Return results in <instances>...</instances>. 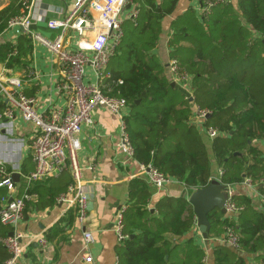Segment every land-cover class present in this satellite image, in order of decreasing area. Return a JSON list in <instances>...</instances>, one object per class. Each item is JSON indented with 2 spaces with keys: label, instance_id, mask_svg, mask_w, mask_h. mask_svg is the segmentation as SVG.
Instances as JSON below:
<instances>
[{
  "label": "trees",
  "instance_id": "1",
  "mask_svg": "<svg viewBox=\"0 0 264 264\" xmlns=\"http://www.w3.org/2000/svg\"><path fill=\"white\" fill-rule=\"evenodd\" d=\"M178 2L131 0L138 13L133 21H122V39L109 61L102 92L125 102L124 125L133 158L140 165H150L194 192L210 184L213 159L222 171L221 186L233 187L248 179L264 197L260 184L264 153L254 145L264 141V0H231L209 9L205 16L188 8L170 22L168 53L191 78V101L171 86L167 67L155 54L161 22L173 15ZM19 10L20 4L11 2L0 11V31ZM18 40L15 49L21 51L20 57L28 48L23 47L25 37ZM10 47H0V62ZM19 57L9 59L7 68L17 65ZM192 105L210 113L201 125L204 131L216 132L210 145L212 157L199 126L191 122ZM29 169L24 162L20 173ZM69 183L70 177L61 174L34 183L27 193L37 194L35 205L40 207L43 198L51 205ZM5 195L1 188L0 201ZM148 201L146 184L132 181L122 215V232L128 238L119 248V264H205L204 251L193 238H183L195 222L189 203L164 197L151 209ZM232 202L238 208L235 216L218 209L207 214V238L223 237L225 229L232 228L238 237V253L252 258L245 261L228 247L217 245L213 264H264V213L244 195H234ZM10 231L0 223V240ZM7 257L0 242V264Z\"/></svg>",
  "mask_w": 264,
  "mask_h": 264
},
{
  "label": "built area",
  "instance_id": "2",
  "mask_svg": "<svg viewBox=\"0 0 264 264\" xmlns=\"http://www.w3.org/2000/svg\"><path fill=\"white\" fill-rule=\"evenodd\" d=\"M230 0H202L200 16H205L209 9ZM31 3L27 1L20 4V12L7 21L6 30L14 37L23 35L32 44H38L52 54L58 68L59 80L56 90L63 100L60 107H50L43 113L34 109V99L26 97L22 92L23 81L19 77H8L6 73L0 75V101L4 104L0 108V121L11 122L18 115L23 122L34 126L30 138V150L34 168L28 174L22 175L24 191L20 196H12L15 183L11 179L12 172H7L0 161V189H5L6 195L0 201V223L11 228L12 235H7L0 242L7 252L4 264H17L23 247L22 238L36 240L41 248H45L47 241L38 236H25L15 231L16 226L24 218L26 202L34 196L28 194V189L36 182L68 174L70 183L66 191L55 197V205L65 204L76 210V221L82 223L87 217L90 199L87 196L82 181V171L94 172L98 163L93 159L91 163L82 168L77 159L80 150L78 136L83 128L93 129L94 120L92 112L97 108H104L108 112L120 117V131L116 141L118 152L126 161H133V148L124 125L123 117L127 113V106L122 99L105 96L102 92V82L109 77L107 66L116 47L122 39L121 25L123 20L133 21L138 13L132 6L126 17L123 12L131 6V0H75L71 11L62 19L45 20L44 15L35 18L29 17ZM34 23L45 24V27L56 35L47 39L32 30ZM72 32L76 43L72 44L66 33ZM77 44L78 47H75ZM86 44V46H82ZM16 42L10 46L6 54L5 63L16 57ZM4 68V66H3ZM170 82L177 86L184 94L185 99L192 100L190 76L181 70L176 61L170 59L167 65ZM36 78V76H35ZM121 81H118L120 84ZM209 112L192 105V118L202 127V123L209 116ZM209 140L216 137V132L206 130ZM148 185L161 192L173 181L161 174L152 166L140 165ZM222 171L218 172V184ZM247 186L252 185L248 179L244 180ZM260 184L264 186V178ZM221 186V185H220ZM223 187V186H222ZM225 188V202L223 208L228 216H235L238 208L232 202V187ZM124 209L116 213L114 233L117 242L127 240L122 232V215ZM85 246L92 242L89 234H83ZM220 242L231 251L240 250L237 234L232 228H226ZM85 262H91L89 255Z\"/></svg>",
  "mask_w": 264,
  "mask_h": 264
},
{
  "label": "crops",
  "instance_id": "3",
  "mask_svg": "<svg viewBox=\"0 0 264 264\" xmlns=\"http://www.w3.org/2000/svg\"><path fill=\"white\" fill-rule=\"evenodd\" d=\"M25 1L28 4L31 3L28 12L29 17L35 18L38 15H44L45 20H62L71 11L75 2V0H0V11L11 2L21 4ZM234 1L232 0V2ZM131 7L132 5L126 7L123 17H126ZM188 8H192L197 16H200L201 5L199 0H179L173 15L161 22L162 32L155 54L165 67H167L171 59L167 46V41L171 35L170 22L177 16L182 15ZM5 28L6 26L0 31V47L4 45L10 46L13 42H16L18 47L19 37L25 36L14 37V34L8 32ZM32 30L47 39H52L56 35V32L49 31L44 23H34ZM66 35L70 37L67 39L68 41L71 40L72 44L76 43L75 35L72 32L68 31ZM25 40L23 47L28 48V50L24 56L20 55L19 57L21 53L19 51L17 53L19 62L11 68H7L5 62H0V75L6 73L8 77L21 78L23 81L22 92L26 97L34 99V109L37 112L43 113L50 107L62 106L63 100L56 90L60 76L52 54L42 46L32 44L26 37ZM82 46H86V44H82ZM75 47H78L77 44H75ZM166 70L169 78L168 69ZM3 105L0 101V108H3ZM92 118L94 120L93 129L83 128L78 136L80 150L77 153V159L82 168L91 163L93 159L98 163L96 171H82V185H84L87 196L90 199L87 217L82 223H78L76 221L77 212L75 208L67 207L65 204L55 205V197L51 205L49 203L46 204V200L43 198L39 203V207L35 205L38 201V196L34 193V196L26 202L24 218L16 226L15 231L25 236L42 237L47 241V245L45 248H41L36 240L26 237L22 238L23 251L17 260V264H119L118 251L125 241L122 243L117 242L114 233L116 213L127 206L129 184L134 180H141L146 184L149 191L147 206L151 209L154 203L164 197L174 200L184 199L188 202L192 192L184 189L181 184L172 182L164 190L156 193L148 185L139 163L135 160L125 162V158L116 148L121 123L119 116L108 112L104 108H97L92 112ZM191 122L195 123L192 117ZM199 130L210 157H212L210 153L212 140L206 137L202 127L199 126ZM33 131V124L23 122L18 115L11 122L0 121V143L2 144L0 161L10 168V172L13 171V173L19 174V183L18 185L15 184V190L11 193L12 196H20L25 189L22 177L24 174L20 173V166L25 162L27 168L31 169H29V172L34 168L30 150V138ZM14 135L18 137L17 140L9 139V137ZM23 139L26 142V146L23 154H21ZM254 145L264 153V141L257 140ZM211 166L210 184H218L216 180H218L220 169L213 159L211 160ZM55 178L57 177L49 179L53 180ZM20 180L23 181V186ZM221 189L225 198V188L222 187ZM231 191L233 196L240 194L250 198L253 206L264 213V197L259 195L256 186H247L242 181L241 184L233 186ZM50 197L47 198L49 199ZM84 233L92 237V242L86 246L83 240ZM183 238H193L195 244L204 251L203 260L205 264H213L214 247L224 245L220 242L222 237L204 239L198 230L196 219L191 231ZM238 254L245 261L252 258L244 253ZM87 255L91 257V262L89 263L85 262L84 259Z\"/></svg>",
  "mask_w": 264,
  "mask_h": 264
},
{
  "label": "water",
  "instance_id": "4",
  "mask_svg": "<svg viewBox=\"0 0 264 264\" xmlns=\"http://www.w3.org/2000/svg\"><path fill=\"white\" fill-rule=\"evenodd\" d=\"M174 87V84L171 83ZM191 101V100H190ZM13 183H19V174L14 172L11 175ZM222 186L219 184H209L206 188L197 189L191 193L188 203L192 207L194 217L196 219V225L198 230L204 239L207 238V231L209 229V223L207 221V214L211 211L218 209L221 214L225 215L223 204L225 198L222 194ZM9 236L12 233L8 234Z\"/></svg>",
  "mask_w": 264,
  "mask_h": 264
},
{
  "label": "rangeland",
  "instance_id": "5",
  "mask_svg": "<svg viewBox=\"0 0 264 264\" xmlns=\"http://www.w3.org/2000/svg\"><path fill=\"white\" fill-rule=\"evenodd\" d=\"M9 139H11V140H17L18 139V137L17 136H11V137H9ZM23 146H22V149H21V154H23V151H24V148H25V146H26V142H25V140L23 139ZM1 146H2V144L0 143V148H1Z\"/></svg>",
  "mask_w": 264,
  "mask_h": 264
}]
</instances>
